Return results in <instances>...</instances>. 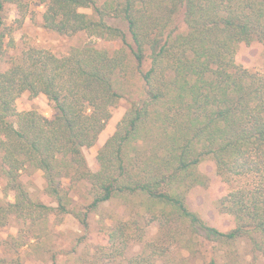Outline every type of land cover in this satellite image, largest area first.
<instances>
[{"label":"trees","instance_id":"1","mask_svg":"<svg viewBox=\"0 0 264 264\" xmlns=\"http://www.w3.org/2000/svg\"><path fill=\"white\" fill-rule=\"evenodd\" d=\"M30 1L43 7L42 27L66 36L82 32L89 40L61 55L27 47L8 56L14 28L1 13L13 5L20 23ZM109 20L124 22L127 34ZM92 38L120 45L110 52ZM241 44L264 48V0H0V59L8 62L0 69V173L4 195L13 196L0 198V264H23L17 250L29 237L1 234L11 220L29 231L51 214L69 212L63 180L89 185L88 210L74 212L84 226L89 211L107 201L135 202L142 211L112 224L106 244L96 245L85 264L115 263L132 242L141 248L123 264H189L216 248L223 264L239 257L264 264V73L236 61ZM128 68L138 73L143 91L129 99L91 171L83 150L95 144L123 96L116 78ZM23 92L44 95L54 115L17 110ZM206 159L216 179L234 184L216 199L227 229L207 224L186 205L192 188L208 185L198 170ZM28 168L42 172L54 205L29 197L20 180ZM152 222L157 233L147 240ZM242 241L249 250L239 256ZM173 246L180 257L172 256ZM5 248L12 256L3 255ZM210 257L204 264H217Z\"/></svg>","mask_w":264,"mask_h":264},{"label":"rangeland","instance_id":"2","mask_svg":"<svg viewBox=\"0 0 264 264\" xmlns=\"http://www.w3.org/2000/svg\"><path fill=\"white\" fill-rule=\"evenodd\" d=\"M106 0H96V4L100 5ZM29 12L24 16L22 21L18 23L16 18L19 17L17 10L13 5H6L2 15L4 24L11 25L14 29L12 37L15 42L13 49H7L8 56L18 55L27 47H38L50 50L56 55L66 53L69 48L78 46L88 41L89 38L85 33H77L66 36L58 34L54 31L47 30L41 26V14L43 12L42 5L35 1H30ZM82 11L87 14L92 13L91 8H83ZM109 24L115 25L126 32V25L122 21H108ZM19 24V25H18ZM175 24L179 26L181 31L184 26L181 17L175 18ZM7 40V39H6ZM91 41L97 47L105 48L108 51H114L119 45V40H104L92 38ZM6 58V57H4ZM0 59V69L8 66L6 59ZM235 59L238 63L245 64L251 70L264 73V48L258 45H239ZM146 62L143 68H147ZM116 87L123 94L117 104L111 110V117L107 121L105 128L99 133L97 140L91 147L83 150L87 165L91 171L98 169L96 160L97 150L105 142V140L113 133L117 122L122 118L129 106V99L139 95L143 91V86L138 78V73L132 68L122 72L120 77L116 78ZM15 107L17 110H36L42 116L51 118L54 110L47 98L39 94L36 97L30 96L27 92H23L16 100ZM198 170L208 178V185L205 187L197 186L192 188L186 195V205L188 208L198 214V216L207 224L219 229H227L230 227L229 220L218 212L216 208V199L225 195L232 189L234 184H227L213 176L215 166L212 160L206 159L198 165ZM21 182L24 184L29 197L36 202H42L47 205H54L51 198L43 190V177L40 170L28 168L23 171L20 176ZM62 183L68 191L70 198L69 212L64 214H51L47 222L36 223L28 231L25 229L26 224L20 220H11L10 223L2 230V236L8 237L10 234H26L29 238L25 245L17 250L23 264H85L84 260H89L94 255L95 246L98 244H106V232L112 224L121 220H132L142 211L134 203L127 206L121 200H111L100 205L95 211H89L84 226L75 216V211H86V207L90 203L89 185L83 181L70 184L68 180ZM4 179L0 173V198L13 200L12 193L4 195L3 193ZM134 201H137L134 199ZM157 223L152 222L146 227L147 240L153 238L157 233ZM141 248L139 242H132L127 250L125 257L120 258L115 263L123 264L124 259L137 253ZM205 247H202L204 250ZM237 252L240 256L247 253L249 246L245 242L237 244ZM180 248L172 247L171 254L180 257ZM222 250L215 249L214 255L217 264H223L224 259ZM12 250L5 248L3 255L12 256ZM185 254V253H183ZM210 253L194 260L189 259V264H204L209 261L212 256ZM247 259L240 257L235 264H248ZM107 264V263H106Z\"/></svg>","mask_w":264,"mask_h":264}]
</instances>
